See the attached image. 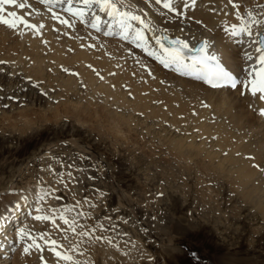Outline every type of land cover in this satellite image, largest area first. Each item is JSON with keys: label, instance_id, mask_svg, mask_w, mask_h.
Returning a JSON list of instances; mask_svg holds the SVG:
<instances>
[{"label": "rangeland", "instance_id": "1", "mask_svg": "<svg viewBox=\"0 0 264 264\" xmlns=\"http://www.w3.org/2000/svg\"><path fill=\"white\" fill-rule=\"evenodd\" d=\"M112 1L118 8L123 7L124 12L133 14L136 10L145 21L153 22L148 19L150 11L139 4L130 0ZM68 2L83 4L80 9L91 25L106 26L114 18L110 11L101 10L97 0H89L87 4L84 0ZM21 3L25 1L15 0V4L8 6L17 17L22 9L17 5ZM228 3L231 7L238 3L246 22L251 14L263 26L264 1L250 9L243 6V1L228 0ZM14 8L17 11H12ZM161 8L164 9L163 5ZM47 9L67 23L60 22L57 28L53 27L55 30L52 28L57 41L54 46L45 39L38 50L32 49L28 41L21 48L18 39L23 31L39 30L35 21L39 13L35 9L21 15L35 28L27 27L15 17L0 16L16 23L15 28L0 24L11 38L5 40L7 43L0 39V207L12 197L17 199L31 193L26 215L13 219L20 222L13 231L18 230V236L12 254L24 252L32 238L46 248L51 245L45 241L55 240L64 249L72 244L73 260L96 264L94 256L88 254L96 246L87 251L81 248L82 240L93 234L102 243L108 238L109 247L113 248L108 247L109 251H116L118 260L125 254L137 257L136 254L144 252L150 258L149 264H264V163L258 156L262 151L251 144L253 129H242L231 118L228 121L225 113L232 111L231 107L211 104L208 95L204 96L208 101L196 95V98L180 96L174 89L177 79L166 69L163 71L167 74L160 75L156 70L151 72L155 67L135 61L134 73L120 78V65L116 63L123 61L115 60L105 44L99 47V39L104 35H96V27L83 26V20L67 15L66 11ZM188 10L196 12L195 5ZM170 15L180 19L173 12ZM181 19L195 22L184 16ZM135 22L139 30L142 24ZM196 23L204 26L200 21ZM202 28L201 32L212 36L207 27ZM183 30V34H196L191 27ZM149 31L144 28V34ZM244 45L240 61L254 54L248 42ZM82 49L94 52V58L80 62L76 52ZM57 50L62 53L59 58L55 57ZM106 60L116 62L113 65ZM107 64L111 69L105 67ZM88 74L95 80V84L90 83L92 86ZM221 121L231 126L227 128ZM243 154L246 160L253 157L252 168L262 175L257 185L238 173L241 161L236 160ZM41 207L49 209L46 212L50 214L40 216ZM37 216L48 219L37 220ZM61 217L70 224L74 221L75 231ZM41 236L44 240L39 239ZM22 238L29 243L24 244ZM135 261L137 264L141 259ZM97 264L103 263L97 260Z\"/></svg>", "mask_w": 264, "mask_h": 264}, {"label": "bare ground", "instance_id": "2", "mask_svg": "<svg viewBox=\"0 0 264 264\" xmlns=\"http://www.w3.org/2000/svg\"><path fill=\"white\" fill-rule=\"evenodd\" d=\"M24 1H25V7H24V9L22 8V9L19 10V14L20 15H18V17H21V15H22V13L24 11H28V10L31 11V10H34L35 9L39 13V16L37 15L38 18H35V21H36V23L38 25V29L39 30H33L32 29V30H28V31H23L22 36H20L18 38L21 41L20 42V47L22 48L23 44H25L24 42L25 41L26 42L28 41L30 43V46L32 47V49L38 50V49H41V44L45 41V39H48V41L51 40L52 41L51 45L54 46L57 41L54 40V35H53V32H52V28L53 27H56L57 28L58 25H60V22H61V19L62 18L59 19L60 16L57 17L56 14L54 15V13L51 10L47 9V7L48 8H51L50 3L41 4V2H39L37 4V3H34L32 1H30V0H24ZM130 1L133 2V3L139 4L140 6L144 7L147 10H149L150 12L149 11L148 12L151 13V16H148V19H152L153 22L151 20H150L151 22L150 21H145L146 20L145 17H143L136 10H135L136 13H133V14L129 11L128 13L130 15H136V16H139L140 15V16H142V18L140 16L139 17L141 18V20H143L144 23L143 24L141 23L142 24V27L140 26L141 28L139 30H137L138 28L136 29V26H135V23L136 22L135 21L128 20L129 31L131 32V34L129 32V34L127 36V39H123V40H120V41H119V39H117V40L114 41V40H109V39L106 40V38H104V37L101 38L100 37V39H99L100 41L98 40L99 41L98 45H99L100 48L102 47L101 46L102 43L105 44V47L107 49H109V52L110 53L111 52L113 53V57H115V60H118V61L121 60V61H123V62H120L119 61L118 63H116V64L120 65V71H119L120 76H121L120 78H122V77H125V78L126 77H130L131 76L130 74L133 72V70H135L134 69L135 61H137V62L138 61H141V62H144L145 64L150 65L151 67H155V68H153V70L151 72H154V70H156L160 75L161 74H163V75H166L167 74V72L163 71V69L164 70L166 69V71L172 72L170 74L171 75H174L173 77H175V79H177L176 80V82H177L176 84L174 83V79H173V85L175 84V88L174 89H176L178 91V93L180 94V96H183V97L186 98L187 95L188 96H192V95L194 96V95H196V97L197 96L198 97H204L205 95H208V97L207 96H205V97H207L210 100L211 104L213 103L216 106L217 105H221V106L229 105L231 107V110L232 111L229 110V112H226L225 113V115L229 116V119H227V120L230 121V118L233 119L234 122L237 125H239L240 128H242V129H247V127L248 128H251V130L253 129L254 135L252 137L253 139H252L251 144L253 143V146H255V149H260L262 151V153L258 154V156H259L260 160L264 163V116H261L259 114V110L260 109H264V106H263V101L258 98L260 94H257V96L254 97V96L251 95L250 91L243 90L244 91V94L242 95L241 94L242 86H240V85H238V87L236 89H231L230 87H222V88L221 87H217V88H213V87L210 86V84H208V83H206L204 81H201V80L197 79L196 78V75L194 76V75H191V74H184L185 72H187V69L178 67L177 65H171V64L166 67L164 64L161 63L160 59L158 58V57L165 58L167 56V53H165L164 49L174 50L172 48L164 47V45H162V42H163L164 37H170V38L176 37L179 40H182V41H185L186 43H188L189 48H194L199 42H203L204 45L205 44L207 45V47L205 48V52L207 54H209V55H215L219 59L220 63L226 69H228V70H230L232 72L234 70L237 73L240 72L242 74V71L241 70H243V72H244L245 69H248L250 71V69H251L250 67H253V66L259 67V65L257 64V58L260 55V53L257 51V49L259 48V46H258V43L256 41H257L258 33L259 34H261V33L264 34V23H263V26H260V25L259 26H257V25H251V31H252V37L251 38H249L247 35H240L238 37H233L230 33H226L225 32V28L231 29L232 25H236L237 28H240V27H242V25H241L242 23H241V20L236 15L237 9L236 10L232 9V7L230 6V4L228 3V0H202V3L201 4H198V0H191V2H187L186 0H172L173 7H175L177 9L176 12L170 11L169 9H166V8H164V9L161 8V5H163V3L166 2V0H162V2L160 4H157L155 2V0H130ZM242 1L244 2L243 6L245 8L250 9L251 6H255V5H258V4H262L264 0H249V1H247V0L246 1L239 0V2H242ZM50 2L56 4L55 5V8H57V9L60 8L63 11H65V9H64L65 8L64 6L66 4L65 0H58L57 2L50 1ZM113 3H115V2H113ZM79 5H80V3H79ZM128 5L130 6L129 3H128ZM193 5H195V11L196 12L191 13L190 10H188V9L191 6H193ZM199 5H201L200 8H199ZM8 6H9V4H4L2 6L3 7V11H0V16H5L6 18L12 17L10 15V13H12V12H10ZM11 6H12V4H11ZM81 6L83 7L84 5L82 4ZM122 6H123V4H122ZM71 7H73V6H71ZM120 8L121 7H119V9ZM122 8H121L120 11L124 12L123 11L124 8L123 9ZM52 9H54V8H52ZM140 9L141 8L139 7V10ZM85 10L88 11V9H85ZM106 11L108 13V10H106ZM8 12H9V14H8ZM57 12H59V11H57ZM91 12L93 13V11H91ZM170 12H173L174 15L179 16L180 19L172 17L170 15ZM69 13L70 14H73L71 12H69ZM178 13H182V14H178ZM242 14H243V11L240 9V15L242 16ZM95 15H96V13H95ZM16 16H17V14H16ZM183 16L187 20H190V19L193 18L195 20V22L183 21L181 19V17H183ZM63 18H64V16H63ZM69 18H70V16L67 17V19H69ZM70 21H71V19H70ZM119 21H120V17L119 16H114V18L112 17L110 23L106 25V28H109L111 30H114V29L116 30L117 29L118 32L125 33L124 30L121 28ZM196 21L197 22L200 21V23H202V25H204V26H200V24H198L199 25L198 26L197 23H196ZM236 22H238V23H236ZM41 25L43 27H41ZM80 25H82V24H80ZM133 26L135 27V29L133 28ZM190 27H191V31L194 32V33H196V34H194V36H190L187 32L185 34H183L184 33V30L183 29L184 28H190ZM202 27H204V28L207 27V30H209L211 32L212 36L209 35V34H206V33L201 32L203 30ZM76 28L79 29V26H76ZM144 28H145V31H149L150 30L149 28H151V29L153 28V29L151 31H149L150 33H148V35H147V34H144ZM95 29H94V31H95ZM2 30H3L2 27H0V39L3 40V38H4V41L5 40H11V38L9 36L10 34L8 35V33L6 31H2ZM79 30L81 31L79 33H82V29H79ZM76 31H78V30H76ZM83 31H84V29H83ZM91 31H93V30H91ZM9 32H11V31H9ZM12 32H14V31L12 30ZM137 32H139L140 34H142L143 39L137 40V38H136V33ZM204 36H205V38H202ZM61 40H63V39L61 38ZM157 40H159V43H157ZM4 41H2V42H4ZM104 41L107 42V43H104ZM2 42H1V44L3 46L4 43H2ZM128 42H130V43H128ZM244 42H245V44H246V42H248L251 45V50H252L251 52H254V54H253L254 56L251 55V56H253V60L251 61V63H248L249 60H247V59L245 61L243 60L244 62L242 60L240 61V57L242 58L241 53H240L241 52V47H243L245 49ZM131 43H134V45H133L134 47L132 46ZM10 45H9V47H10ZM59 45L61 46V44H59ZM18 46H19V44H18ZM135 46L136 47H141V50H136L135 49ZM234 46H237L236 49H238V50H235V47ZM180 47H182V46H180ZM23 48H24V46H23ZM13 49H14V47H13ZM244 49H243V51H244ZM94 50H95V48H94ZM184 50H186L187 52H190L187 49H183V51ZM4 52L5 51H3V53ZM58 52H59V50H57V52H55V55H56L55 57H58L59 58V57L62 56V53L60 54ZM69 52L74 53L72 51H69ZM149 52H152L153 55H149L148 54ZM246 52H248V50ZM249 52H248V54H249ZM33 53H34V51H33ZM76 53H77L76 54L77 55V58L79 59L80 62L90 61L92 58H94L93 55H95L94 52H90V51L88 52L86 49L78 50ZM66 54H67V52H66ZM145 54L148 55V57L144 56ZM186 54H188V53H186ZM186 54H185V56L187 57L186 63H189L190 64L192 62V57L190 55L188 56ZM248 54H246V55H248ZM65 56H67V55H65ZM72 56H75V55H72ZM105 56H107V55H105ZM149 56L154 57L153 58L154 60L149 59ZM102 57H103V55H102ZM136 57H137V59H136ZM243 57H246V56H244V53H243ZM4 58H5V56H4ZM69 58H67V59L69 60ZM77 58L76 59L74 58V60H77ZM37 59H38V57H37ZM103 59H105V58H103ZM32 60H34V63H35L36 58H33ZM60 60H61V58H60ZM115 60L113 62H108L106 60V62L111 63V64L114 65V63L116 62ZM34 63H33V66H34ZM37 63H39V62H37ZM56 63H57V61H56ZM58 63H59V61H58ZM40 64H37V65L40 66ZM88 64L89 63H87V65ZM33 66H32V68H33ZM74 66H76V65L74 64ZM105 67L107 69H111V66H109L108 64ZM37 74H39V73H37ZM40 74H42V73H40ZM137 76H138V79H140L139 78L140 75H137ZM142 76H143V74H141V77ZM236 76L238 77V75H236ZM146 77H147V75H146ZM249 78H251V77H249ZM87 79H88L89 84L90 83L91 84H95V80L93 79V77L90 74H88ZM132 79L134 80V75H133V78ZM161 79L163 80V78H161ZM165 79L163 81H165ZM136 80H137V77H136ZM142 80H144V79H142ZM139 82H140V80H139ZM168 82L169 81H167V83ZM91 84L89 86H92ZM145 88H147V87H145ZM141 89H143V88H141ZM133 90H134V88H133ZM137 90H139V89H137ZM137 90H135V91H137ZM142 93H143V91H142ZM136 96H139V94H137ZM190 98H193V97H190ZM207 98H205L204 100H206ZM208 99H207V101H208ZM140 102H143V101H140ZM145 103L146 102H144V104ZM195 103H196V101H195ZM146 105H148V104L146 103ZM197 106H199V105H197ZM146 108H148V107L146 106ZM217 108H219V107H217ZM216 110H218V109H216ZM187 111H188V109H187ZM187 111H185V112H187ZM178 119H180V118H178ZM221 122H223V121H221ZM223 124H225V122H223ZM221 125H222V123H221ZM227 125H229V124H227ZM229 126H231V125H229ZM227 128H228V126H227ZM237 128H238V126H237ZM235 132H237V131L235 130ZM249 133L251 134L250 131H249ZM249 133H248V135H249ZM226 135H228V133H226ZM200 136H202V135L200 134ZM225 137H223V138L225 139ZM238 137H239V134H238ZM236 138H234V139H236ZM239 138H238V140H239ZM245 140L248 141V139H246V137H245ZM227 141H228V139H227ZM242 141H244V139ZM230 146L231 145H229L228 147H230ZM232 148H234V147H232ZM246 149H247V147H246ZM248 149H249V147H248ZM201 151H202V149H201ZM248 152H251V151L249 150ZM253 152H256V150L255 151L253 150ZM253 152H252V155H253ZM245 154H246V152H245ZM242 156H241L242 158L240 157V159H237L236 160V162L237 161H239V162L241 161V163H239L240 166L238 167V173L240 175H242L244 178L251 179L254 184L259 183L260 182V178L259 177H261L262 175H260V173H258L256 170H254L252 168V164L254 163L253 157H249V159L246 160V158H244V154ZM248 156H250V155L248 154ZM248 156H247V158H248ZM256 157H257V155H256ZM238 186H240L239 183H238ZM258 186H259V184H258ZM263 189H264V187H263ZM30 194L27 193L26 197L23 196V195H19L17 197V199H15L14 197H12L9 200V202L7 203V205L0 207V264H83V262L80 263L77 259L76 260H73V257H75V254L72 253V251H71L72 250L71 247H73L72 244H71V247L70 248L67 247L68 249H64L60 245H59V247L55 248L54 250H53L52 247L46 248V246L45 247L44 246L40 247L42 250H37L34 247L33 250H29L28 253H25V252H21L20 253L18 251L20 254L17 253L18 255L17 256L15 255L16 256V258H15V256L12 253L15 254L14 249H15L16 245H14V244H16V242L14 244H13V242L16 241V239H17V235H18L17 234L18 233L17 231L18 230L16 231L17 233L16 232H13V231L15 230L14 228H16V227L19 228V224L18 223L20 221L18 223L17 222L15 223L13 221L14 220L16 221L20 214H23L24 213L26 215V211L29 208L26 203L27 202L29 203L28 200H30L29 199V197H31ZM27 197H28V199H27ZM5 200L6 199H3V201H5ZM43 209L45 210V208L41 207V213L39 212L40 213V216H43V214H50V213H47L46 212L49 209L48 210H45V211ZM13 213L15 215H13ZM2 215H5V217H2ZM12 215L15 216V217L13 218ZM41 221H44V220L41 219ZM40 223H42V222H40ZM89 230H91V229H89ZM88 234H89V232H88ZM96 236H94L92 234L91 237L86 238V240H82L81 243H84L83 244L84 246H81L80 245L81 248L84 247L83 248L84 250L92 248L93 245L96 246L95 250H93V249L91 250L90 249L88 251V254L90 256H92V255L94 256V257L93 256L92 257L94 258V260H96L95 261L96 264H97V260H99V263H100V261H102L103 264H117L119 262L121 264H129V263L130 264H136V261L135 260L136 259H139V258L141 259V262L140 263H142V264H149V262H150L149 256H147V254H145L144 252L143 253H140L139 251H136V253L137 252L140 253V254H136V255H138L137 256L138 258L135 257V256H132V255H128V254L126 256V254H125V257L123 256V257H121L118 260V256L119 255L116 256V254L114 253L116 251H114V252L109 251V248H110L109 247V242L110 241L107 242L108 238H107V240H105L106 241L105 243H102L101 241H99L96 238ZM25 240L22 241L24 244L25 243L26 244L29 243L28 240L26 242H25ZM73 241H74V243L76 242L75 240H73ZM30 243L32 244V242H30ZM36 243H37V241H36ZM24 244H23V246H24ZM38 244H40V243H38ZM75 247H76V245H75ZM111 247H112V245H111ZM107 248H108V251H107ZM20 250H21V248H20ZM57 251L61 252L62 255L72 256L71 257L72 260L71 261H66L64 259H61V258L57 257L56 256V252ZM134 254H135V252H134ZM131 256H132V258H131ZM11 258H13V260H11ZM140 263H137V264H140Z\"/></svg>", "mask_w": 264, "mask_h": 264}, {"label": "snow or ice", "instance_id": "3", "mask_svg": "<svg viewBox=\"0 0 264 264\" xmlns=\"http://www.w3.org/2000/svg\"><path fill=\"white\" fill-rule=\"evenodd\" d=\"M43 3H49L50 0H41ZM101 4V10H110V14L113 16H119L120 17V26L125 32V39H127L128 32H129V24L128 20L133 21H139L140 23H143V20L139 16L136 15H130L128 12H122L118 8L116 3H113L112 0H97ZM157 4H160L162 0H155ZM231 2V0H229ZM84 3H89V0H84ZM4 4H15V0H0V11H3V5ZM19 8H24L25 4L21 3L17 5ZM163 7L166 9H169L170 11L176 12L177 9L173 7L172 0H166V2L163 3ZM233 8L237 9L236 15L241 20L242 27L237 28L236 25H232L231 29L225 28L226 33H230L233 37H238L240 35H247L249 38L252 37V31H251V23H256L257 26H259L258 22L254 21L251 18V14H249V21L246 22L244 18L240 15V8L237 4H232ZM81 16L83 13H79ZM182 14V13H178ZM12 17H15L18 19L21 23L26 24L29 28H35V25L27 24L26 21L23 20L22 17H17L16 13H10ZM97 21H99V18H97ZM61 23H67V21H61ZM0 24L7 25L9 28H15L16 23L14 20L4 19L3 17H0ZM93 27H97L96 24L92 25ZM41 27H43L41 25ZM259 35V33H258ZM137 40L143 39L142 34L139 32L136 33ZM260 44H264V36L259 41H256ZM157 43H159V40H157ZM175 43L178 47L175 50H169L164 49L165 53H167V56L165 58H160V61L162 64H164L166 67L171 65H177L178 67L187 69V72L184 74H195L196 78L204 81L211 85L213 88L217 87H230L231 89H236L238 85L242 86L241 94H244L243 90L250 91L252 96H257V93H260L259 99L264 101V48H258L257 51L260 53V55L257 58V64L259 67H251L250 71L248 69H245L244 72L246 73L244 79H239L235 74H233L232 71L226 69L219 61V59L215 55H209L205 52V48L207 45L205 44L197 51V57L192 58V62L186 63L187 57L184 54L183 49H187L188 51L195 50L194 48H189L188 43L182 40H177ZM149 55H153L152 52L148 53ZM249 61L253 60V57L249 55L247 57ZM2 63V62H0ZM251 77V78H249ZM259 114L261 116H264V109L259 110ZM162 195V193H161ZM37 220L40 219H48L47 217H36ZM61 219H64L61 217ZM55 221H53L54 223ZM65 225H69L73 228V231H75L74 224L75 222H69V220L64 219ZM40 240H44V237H39ZM46 244H50L53 250L59 245L55 240L51 241H45ZM29 247H35L37 250H42L40 248V244L36 243V238H32V244ZM29 247H25L23 251L25 253L29 252ZM56 256L64 259L66 261H71V256L68 255H62L61 252L57 251Z\"/></svg>", "mask_w": 264, "mask_h": 264}, {"label": "water", "instance_id": "4", "mask_svg": "<svg viewBox=\"0 0 264 264\" xmlns=\"http://www.w3.org/2000/svg\"><path fill=\"white\" fill-rule=\"evenodd\" d=\"M262 36H264V35H260V39L262 38ZM261 46L264 48V44H261Z\"/></svg>", "mask_w": 264, "mask_h": 264}]
</instances>
